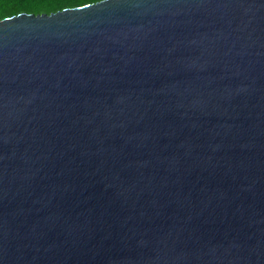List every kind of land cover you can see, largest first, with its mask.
Masks as SVG:
<instances>
[{"label": "water", "instance_id": "1", "mask_svg": "<svg viewBox=\"0 0 264 264\" xmlns=\"http://www.w3.org/2000/svg\"><path fill=\"white\" fill-rule=\"evenodd\" d=\"M0 264H264V0L1 19Z\"/></svg>", "mask_w": 264, "mask_h": 264}, {"label": "trees", "instance_id": "2", "mask_svg": "<svg viewBox=\"0 0 264 264\" xmlns=\"http://www.w3.org/2000/svg\"><path fill=\"white\" fill-rule=\"evenodd\" d=\"M97 1L100 0H0V20L20 13L52 14L64 8Z\"/></svg>", "mask_w": 264, "mask_h": 264}]
</instances>
